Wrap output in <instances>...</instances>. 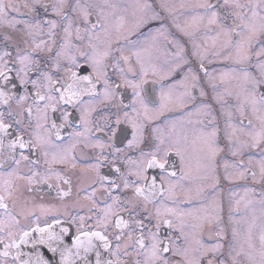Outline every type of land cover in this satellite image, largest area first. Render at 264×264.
<instances>
[{
  "label": "snow or ice",
  "instance_id": "1",
  "mask_svg": "<svg viewBox=\"0 0 264 264\" xmlns=\"http://www.w3.org/2000/svg\"><path fill=\"white\" fill-rule=\"evenodd\" d=\"M0 104V234L13 238L0 257L16 249L15 264H89L92 252L95 264H264V0H0ZM249 177L245 196L230 193L225 222L222 182ZM53 178L60 198L75 191V214L65 215L79 219V235L69 246L70 229L48 225L17 243L12 229L31 215L33 185L51 188ZM254 201L259 223L239 216ZM86 217L111 230L114 247L83 231ZM33 233L31 251L20 252ZM93 237L115 259H103Z\"/></svg>",
  "mask_w": 264,
  "mask_h": 264
},
{
  "label": "flooded vegetation",
  "instance_id": "2",
  "mask_svg": "<svg viewBox=\"0 0 264 264\" xmlns=\"http://www.w3.org/2000/svg\"><path fill=\"white\" fill-rule=\"evenodd\" d=\"M45 2H48V0H45ZM167 2L170 4H176L178 6L181 3H194L195 0H167ZM179 19H180V22L183 23L184 17L181 16ZM173 31L176 32L175 29H173ZM176 35L179 37L180 33L176 32ZM188 47L190 48L191 45H188ZM193 61H195V58H193ZM209 67H210V69L212 67L219 68V67H221V65L213 64ZM200 75L202 76L203 73H200ZM223 87L224 86H221V91L223 90ZM20 91L22 92L23 90L20 89ZM208 91H209V97H208L209 102L214 104L216 107V110L219 111V105L215 104V101L211 100L212 92H211L210 87L208 88ZM12 103L14 105L15 102L13 101ZM4 107H5L4 105L0 104V111H3ZM68 111L70 112V114H72V123L74 125L78 124L79 123L78 114H76L74 112V109H71V108H69ZM56 116H59V113H57ZM70 131H72L71 128L67 129V131H63V135H67L68 132H70ZM93 134L97 138H100V139H102L105 135V133L96 132L95 129H93ZM107 134L110 135V132H108ZM223 143L224 142L222 141L221 146H223ZM80 148H83V145H80ZM85 151L91 152L92 149H85ZM77 152H79V148L77 149ZM221 158L231 160L230 155H228L226 152L221 154ZM44 167H47V166L45 165ZM53 167L58 169V170H61L63 172V174H65V175L70 174L67 170H65L64 165H53ZM25 171H26V169H25ZM77 171H79V169H77ZM108 171H109V169L107 167L102 169L103 173H108ZM222 174H223V170L221 169V175ZM16 183L25 184L24 181H19ZM48 183L53 185V187L50 188V187H48V185H33V188L36 189V192L34 194L36 195L37 198L33 201H30L27 205V208H26V211H29V210L31 211V215L28 217H25L23 215L19 216L18 217L20 219L19 226L12 229L15 233L14 239L17 243L20 242V234L23 231H30L31 232L36 227L46 228L48 225H52V231H55V232H59L60 227H68L70 229V236L66 237L65 243L68 244L69 246H71L72 239L76 235H79V233L77 232V228L80 225L79 219H77L74 223H69L68 221L70 220V217L65 215L66 211H69V212H72L73 214H75V210L72 207V202L76 199L75 191L73 190L72 195H70L68 197L60 198L59 196H57V190L55 188V184L57 182H56L55 178L50 180ZM60 184H61V188L63 190H65V191L68 190L69 185H64L62 181L60 182ZM252 184H253V181L251 180L250 177L247 180H234L231 184L227 181L222 182L220 190H221V196H222L223 215H224L225 222H227V213H228V207H229L230 193H232V192L238 193L236 199H239L241 196H245L244 188L246 186H251ZM255 187H256V197L258 198L259 192L261 189V185L257 184ZM0 194H2V193H0ZM41 196H43V199L40 198ZM6 203L8 204L9 208L12 210L13 214L20 212V208L13 205L12 199L6 200ZM82 203H87V202L82 201ZM41 204L45 208L52 209V211H49L46 214L41 213L40 207H39V205H41ZM65 205L69 206L67 210L65 208ZM2 212H3V210L0 209V213H2ZM80 214L85 215V212L82 211ZM239 216L241 218H245L246 220H251V218L253 216H255L257 218V223H259V218L261 216L260 204L254 201L247 209H245L243 207V205H241V211L239 213ZM55 219H58L61 222L60 225L53 224V220H55ZM245 219H242L241 223L238 225L241 232H243L247 228V223L245 222ZM86 220H87V217H86ZM83 231H85V232L100 231L102 235H105L108 237L109 244L114 247V242H113V237L111 235V230L104 231L102 228H97L95 226L94 221L87 220V222L83 226ZM257 234H258V230H257ZM0 236H2V238H3V242L0 243V253H2L4 251L3 244L4 243L11 244L13 241V238L8 237L6 232L0 234ZM35 236H36V234L33 233V235L28 238V243H20L19 251H22L24 249L27 250V252L31 251V249H32L31 241L35 238ZM81 239L83 240V239H85V237L81 236ZM205 239L207 240L206 235H205ZM92 240H93V243L95 245H97V241L99 239L96 237H93ZM39 247L46 254L47 258H51L53 256V254L51 252H49L48 249L44 245H39ZM16 251H17L16 249H10V254L7 258L0 257V264H15V262L13 260V256H14ZM81 253H82V250H81ZM104 256H105L104 259H108V258L109 259L110 258L115 259V257H112L107 252L106 253L104 252ZM55 258L58 260L59 259L58 255ZM73 259H75V257H73ZM88 259H89V264H95V253L94 252L89 253ZM77 264H79V262H77Z\"/></svg>",
  "mask_w": 264,
  "mask_h": 264
},
{
  "label": "water",
  "instance_id": "3",
  "mask_svg": "<svg viewBox=\"0 0 264 264\" xmlns=\"http://www.w3.org/2000/svg\"><path fill=\"white\" fill-rule=\"evenodd\" d=\"M97 247H98V249L100 250V252H101V254H102V257H103V259L105 258V256H104V249H103V247H102V242L100 241V240H98L97 241ZM20 252H27V250H22V251H20ZM106 253V252H105ZM109 259V258H108Z\"/></svg>",
  "mask_w": 264,
  "mask_h": 264
}]
</instances>
